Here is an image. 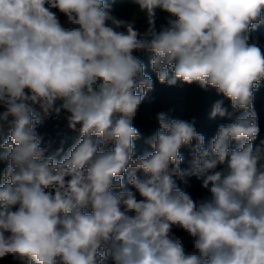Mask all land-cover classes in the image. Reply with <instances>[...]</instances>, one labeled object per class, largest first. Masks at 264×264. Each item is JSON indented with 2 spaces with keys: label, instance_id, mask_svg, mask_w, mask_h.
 <instances>
[{
  "label": "clouds",
  "instance_id": "obj_1",
  "mask_svg": "<svg viewBox=\"0 0 264 264\" xmlns=\"http://www.w3.org/2000/svg\"><path fill=\"white\" fill-rule=\"evenodd\" d=\"M131 2L143 32L135 17L113 15L108 0H0V132L10 129L0 144V259L264 264V140L254 144L264 81V44L254 33L264 0ZM158 10L166 14L159 30ZM138 52L151 53L161 84L215 89L223 99L210 118L232 122L206 146L195 118L159 112L146 140L152 151L136 155L133 121L154 88ZM62 113L79 133L63 155L51 141L42 147L36 130ZM182 148L192 157L187 169ZM193 176L197 198L176 179ZM173 229L187 234L191 250Z\"/></svg>",
  "mask_w": 264,
  "mask_h": 264
},
{
  "label": "trees",
  "instance_id": "obj_2",
  "mask_svg": "<svg viewBox=\"0 0 264 264\" xmlns=\"http://www.w3.org/2000/svg\"><path fill=\"white\" fill-rule=\"evenodd\" d=\"M108 2L112 4L113 15L125 20H132L135 17L136 26L140 31H144L147 28V23L143 14L139 13L138 8L131 2V0H108ZM52 11L57 13L61 23L66 19L58 9H52ZM157 15L162 16L166 14L158 10ZM254 35L259 39L261 44H264V25H261ZM139 58L146 66V73L152 76L154 80V88L148 93L147 97L140 105L133 121L134 127H136L141 134L140 138L134 142L136 155H141L145 151H152L151 146L146 143V140L153 135L159 127L155 118L156 114L159 112H167L173 118L184 119L187 121H191L195 118V127L198 132L205 136L206 146L214 137L220 124L232 122L227 117L210 118V111L213 103L217 99H223L222 95H218L215 92V89L208 88L207 90H202L196 84L188 85L180 82L175 86L161 84L150 67L151 53L141 52ZM225 107H227L230 112L232 111L229 100H225ZM254 108L258 115V123L260 127V134L254 144H259L260 140H264V81L261 82L259 90L255 93ZM36 130L44 137L41 145L42 147L48 141H51L52 151H55L61 146L63 147L64 153H62V155L67 153L79 136V133L76 131H72L69 128H62L52 119V117L44 119L40 125H37ZM9 131L10 129L5 128L0 132V144L7 139ZM180 154L184 157V162L182 163L181 168L187 169L190 166L189 162L192 158L191 153L188 148H182ZM57 159H60V157H57ZM6 166L7 162L0 161V182H2L3 170ZM137 175H141V173H137ZM176 179L178 186L182 190L191 194L194 198L202 195L203 190L200 181L194 176L185 178L188 181L187 184L183 183L179 178ZM127 181L128 174L126 173L124 177L125 186L134 191ZM173 231L177 236L183 238L186 248L191 250V242L187 234L178 229H173ZM0 264H18V262L14 261L11 256H8L0 259Z\"/></svg>",
  "mask_w": 264,
  "mask_h": 264
},
{
  "label": "built area",
  "instance_id": "obj_3",
  "mask_svg": "<svg viewBox=\"0 0 264 264\" xmlns=\"http://www.w3.org/2000/svg\"><path fill=\"white\" fill-rule=\"evenodd\" d=\"M165 15H162V16H159L157 15V21H156V26H157V30H159L160 26L161 25H164L165 24ZM143 32V31H141ZM141 54V52H138L136 53V55L139 57ZM63 113L61 114V117L60 118H56V117H52V119L57 122L62 128H68L67 127V124H66V121L63 119Z\"/></svg>",
  "mask_w": 264,
  "mask_h": 264
},
{
  "label": "rangeland",
  "instance_id": "obj_4",
  "mask_svg": "<svg viewBox=\"0 0 264 264\" xmlns=\"http://www.w3.org/2000/svg\"><path fill=\"white\" fill-rule=\"evenodd\" d=\"M62 25H64V26H66L67 24H66V19H64L63 21H62V23H61ZM139 173V172H138Z\"/></svg>",
  "mask_w": 264,
  "mask_h": 264
}]
</instances>
